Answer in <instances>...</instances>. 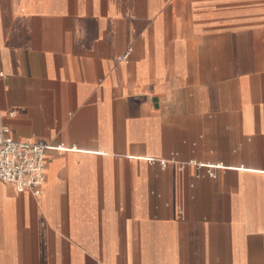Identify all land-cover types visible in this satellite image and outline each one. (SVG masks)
I'll use <instances>...</instances> for the list:
<instances>
[{"label": "crops", "instance_id": "0c3cea01", "mask_svg": "<svg viewBox=\"0 0 264 264\" xmlns=\"http://www.w3.org/2000/svg\"><path fill=\"white\" fill-rule=\"evenodd\" d=\"M0 72V264H264V0H0Z\"/></svg>", "mask_w": 264, "mask_h": 264}, {"label": "built area", "instance_id": "2783aa9c", "mask_svg": "<svg viewBox=\"0 0 264 264\" xmlns=\"http://www.w3.org/2000/svg\"><path fill=\"white\" fill-rule=\"evenodd\" d=\"M3 77L0 72V78ZM49 149L30 141L16 140L0 116V181L11 184L18 193L40 196L46 183ZM161 165L167 166L166 162Z\"/></svg>", "mask_w": 264, "mask_h": 264}]
</instances>
